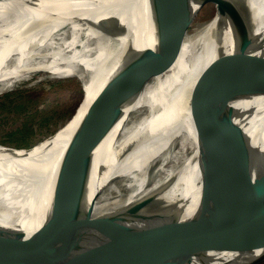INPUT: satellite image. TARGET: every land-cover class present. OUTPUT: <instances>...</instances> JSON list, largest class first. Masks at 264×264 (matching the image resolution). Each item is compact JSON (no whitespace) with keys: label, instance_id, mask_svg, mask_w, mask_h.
I'll return each mask as SVG.
<instances>
[{"label":"bare ground","instance_id":"6f19581e","mask_svg":"<svg viewBox=\"0 0 264 264\" xmlns=\"http://www.w3.org/2000/svg\"><path fill=\"white\" fill-rule=\"evenodd\" d=\"M209 1L175 0L183 10L176 26L196 19ZM169 2L174 4V0H43L40 4L35 0H0V82L10 83L32 71L44 70L53 76H76L86 88L78 113L62 133L58 134L59 130L43 142L23 149L0 145V218L10 221L14 217L18 225L33 228L40 224V216L55 210L79 216L123 210L145 191L109 207L98 203L103 189L119 178L144 174L154 158L170 147L171 134L178 129L184 130L187 145L189 139L194 145L187 170L158 200L163 205L151 203L129 225L139 227L190 214L198 205L205 192L201 184L202 159L211 157L220 147L218 141L202 146L194 118L200 114L196 110L205 95L218 101L225 92L226 86L218 79L216 69L219 53L230 41L219 33L223 17L218 12L201 30L186 38L175 64L154 76L166 65L170 51L166 36ZM225 8V20L232 30H247L243 33L247 32V36L239 71L243 77L250 71L251 61L264 54V0H225ZM145 51L148 58L138 72L144 86L139 91L123 93L128 99L119 104L120 117L111 129L89 144L88 139L72 143L105 85L123 67L137 64ZM131 82L141 81L133 78ZM262 100L264 97L250 94L229 103L234 110L233 125L248 133L252 147L259 140L256 130ZM108 107L102 109L106 116L110 113ZM143 110L138 122L128 126L133 113ZM214 127V123L205 126L203 133L210 134ZM94 146L95 167L87 179L69 188L73 190L63 200L75 203L60 206L53 197L54 188L63 181L58 172L60 161L67 156L77 160L80 151ZM225 171L223 167L221 174ZM38 173L41 176L36 179ZM180 197L186 199L175 206L168 205Z\"/></svg>","mask_w":264,"mask_h":264},{"label":"water","instance_id":"95a60500","mask_svg":"<svg viewBox=\"0 0 264 264\" xmlns=\"http://www.w3.org/2000/svg\"><path fill=\"white\" fill-rule=\"evenodd\" d=\"M35 1L40 4L43 0ZM167 7L169 10L166 16V36L170 51L166 65L154 76L168 71L175 64L195 19L190 18L188 22L176 26L183 10L177 7L175 0L172 6L169 2ZM218 10L223 17L219 33L227 35L230 41L229 46L225 45L226 49L219 53L216 69L218 79L226 86L225 92L218 101L209 95L204 96L196 110V113L200 114L194 118V127L202 146L218 141L220 150L211 157L204 156L202 159L204 165L201 184L205 192L194 210L190 214L182 213L139 227L129 225L140 217L151 203L163 205L164 202L158 200L169 193L170 185L187 170L193 158L194 145L189 139L188 151L181 163L123 210L121 208L118 212L100 216L60 214L55 210L40 216V224L33 228L18 225L14 217L10 221L0 218V264L264 262V100L259 104V125L256 130L259 140H256L255 147L251 146L248 133L245 134L240 126L238 128L233 125L234 110L229 106L232 100L241 96L258 94L264 97V54L251 61L247 75L240 76L242 50L245 49L244 40L247 36V32L246 35L243 33L247 30L243 25L241 31L232 30L225 20V1ZM240 19H243V16H240ZM147 58L148 53L145 51L142 59L138 61L140 65L134 63L130 67H123L105 85L101 91L102 97L98 95L89 107L88 115L82 121V130L74 137L72 143L88 139L89 144L111 129L115 120L120 117L119 104L128 99V95L123 93L136 92L144 86L145 82H142L138 72ZM133 78L141 82H131ZM107 105L110 107L109 116L102 110ZM212 123L215 127L210 134L203 133V128ZM65 125L64 123L43 139L54 136ZM229 125L233 127H228ZM231 130V135L226 139ZM183 135L184 130L178 129L171 134V139ZM34 144L37 143L30 146ZM96 146L80 151L77 160H71L72 157L67 156L60 161L58 172H61L63 181L53 192V197L60 206L75 203H66L63 201L64 197L73 190L69 189L70 187L89 177L97 159L93 153ZM223 167L226 171L221 174ZM40 176L38 173L36 179ZM82 193L80 192L81 196ZM191 193H195V189ZM185 199L180 197L168 205L175 206Z\"/></svg>","mask_w":264,"mask_h":264},{"label":"rangeland","instance_id":"374dc122","mask_svg":"<svg viewBox=\"0 0 264 264\" xmlns=\"http://www.w3.org/2000/svg\"><path fill=\"white\" fill-rule=\"evenodd\" d=\"M223 1L225 0H211L201 8L192 27L189 28L188 36L195 34L212 21ZM217 29L218 26L213 30L216 32ZM18 92L25 94L24 101L27 104L25 108L0 109V144L29 147L30 144L43 142L44 137L54 133L64 123L65 127L58 134L67 128L85 99L86 88L76 76H53L50 72L36 70L10 83L0 82V97L6 93L17 95ZM144 112L145 110L133 113L128 126L138 122ZM25 129L30 130L26 132ZM187 151L185 136L175 138L164 153L154 158L144 174L138 177L119 178L106 186L98 198V203H107L109 207L115 206L113 204L148 190L175 169Z\"/></svg>","mask_w":264,"mask_h":264},{"label":"trees","instance_id":"16d2710c","mask_svg":"<svg viewBox=\"0 0 264 264\" xmlns=\"http://www.w3.org/2000/svg\"><path fill=\"white\" fill-rule=\"evenodd\" d=\"M24 97H25V94L22 92H18L17 95H15L14 93H6L2 97H0V109L1 110H12L15 108L16 109L20 108V107L25 108V105L27 103L24 101ZM29 130L30 129H25L26 132ZM19 147H22V146H19Z\"/></svg>","mask_w":264,"mask_h":264}]
</instances>
